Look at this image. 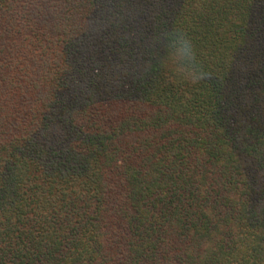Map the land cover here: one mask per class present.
I'll return each instance as SVG.
<instances>
[{
	"label": "trees",
	"instance_id": "16d2710c",
	"mask_svg": "<svg viewBox=\"0 0 264 264\" xmlns=\"http://www.w3.org/2000/svg\"><path fill=\"white\" fill-rule=\"evenodd\" d=\"M0 264H264V0H0Z\"/></svg>",
	"mask_w": 264,
	"mask_h": 264
},
{
	"label": "clouds",
	"instance_id": "9594fccd",
	"mask_svg": "<svg viewBox=\"0 0 264 264\" xmlns=\"http://www.w3.org/2000/svg\"><path fill=\"white\" fill-rule=\"evenodd\" d=\"M160 39L167 40L169 47L173 49V58L180 78L198 82L203 77L204 68L199 62L195 46L187 34L176 30L162 34Z\"/></svg>",
	"mask_w": 264,
	"mask_h": 264
}]
</instances>
